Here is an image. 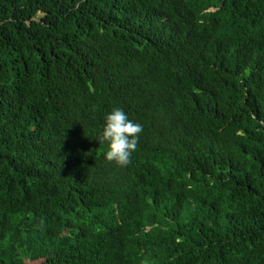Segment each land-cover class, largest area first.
I'll return each mask as SVG.
<instances>
[{
	"label": "trees",
	"instance_id": "obj_1",
	"mask_svg": "<svg viewBox=\"0 0 264 264\" xmlns=\"http://www.w3.org/2000/svg\"><path fill=\"white\" fill-rule=\"evenodd\" d=\"M0 264H264V0H0Z\"/></svg>",
	"mask_w": 264,
	"mask_h": 264
},
{
	"label": "clouds",
	"instance_id": "obj_2",
	"mask_svg": "<svg viewBox=\"0 0 264 264\" xmlns=\"http://www.w3.org/2000/svg\"><path fill=\"white\" fill-rule=\"evenodd\" d=\"M142 132L143 125L130 119L123 108L115 107L106 113L99 137L108 143L105 159L120 166L130 164Z\"/></svg>",
	"mask_w": 264,
	"mask_h": 264
}]
</instances>
